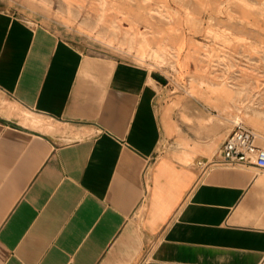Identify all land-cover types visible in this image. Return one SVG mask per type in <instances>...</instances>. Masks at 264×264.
<instances>
[{
  "label": "crops",
  "instance_id": "1",
  "mask_svg": "<svg viewBox=\"0 0 264 264\" xmlns=\"http://www.w3.org/2000/svg\"><path fill=\"white\" fill-rule=\"evenodd\" d=\"M32 20L0 8V264H264V169L197 167L238 124L264 149V87L245 121L190 39L174 93Z\"/></svg>",
  "mask_w": 264,
  "mask_h": 264
},
{
  "label": "rangeland",
  "instance_id": "2",
  "mask_svg": "<svg viewBox=\"0 0 264 264\" xmlns=\"http://www.w3.org/2000/svg\"><path fill=\"white\" fill-rule=\"evenodd\" d=\"M0 8L36 19L87 54L144 65L174 93L176 43L190 39L184 52L205 56L202 74L227 94L231 114L262 118L246 102H262V94L249 92L264 87V0H0Z\"/></svg>",
  "mask_w": 264,
  "mask_h": 264
},
{
  "label": "built area",
  "instance_id": "3",
  "mask_svg": "<svg viewBox=\"0 0 264 264\" xmlns=\"http://www.w3.org/2000/svg\"><path fill=\"white\" fill-rule=\"evenodd\" d=\"M256 135L252 130L238 124L224 141L222 147L210 160L198 162L200 176L216 167L245 166L254 164L264 169V149L256 146Z\"/></svg>",
  "mask_w": 264,
  "mask_h": 264
},
{
  "label": "water",
  "instance_id": "4",
  "mask_svg": "<svg viewBox=\"0 0 264 264\" xmlns=\"http://www.w3.org/2000/svg\"><path fill=\"white\" fill-rule=\"evenodd\" d=\"M158 80L160 83H166V79L162 78L160 75H159Z\"/></svg>",
  "mask_w": 264,
  "mask_h": 264
}]
</instances>
